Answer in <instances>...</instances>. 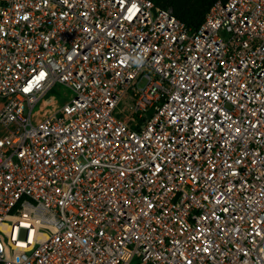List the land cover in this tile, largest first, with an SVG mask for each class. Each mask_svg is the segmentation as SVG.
<instances>
[{
    "label": "built area",
    "instance_id": "2783aa9c",
    "mask_svg": "<svg viewBox=\"0 0 264 264\" xmlns=\"http://www.w3.org/2000/svg\"><path fill=\"white\" fill-rule=\"evenodd\" d=\"M0 264H264V0H0Z\"/></svg>",
    "mask_w": 264,
    "mask_h": 264
},
{
    "label": "rangeland",
    "instance_id": "374dc122",
    "mask_svg": "<svg viewBox=\"0 0 264 264\" xmlns=\"http://www.w3.org/2000/svg\"><path fill=\"white\" fill-rule=\"evenodd\" d=\"M175 4H170L169 6L174 8L178 13H187L190 20L195 21L197 18L196 13L200 9H196V0H175ZM71 92L70 88L66 87L64 84L56 83L46 94L45 97L50 95H55L60 101H63L66 96Z\"/></svg>",
    "mask_w": 264,
    "mask_h": 264
},
{
    "label": "trees",
    "instance_id": "16d2710c",
    "mask_svg": "<svg viewBox=\"0 0 264 264\" xmlns=\"http://www.w3.org/2000/svg\"><path fill=\"white\" fill-rule=\"evenodd\" d=\"M157 5L163 6V7H167L170 4H175L176 1L175 0H153ZM216 0H196V9H200L198 13H196L197 18L195 21L190 20L188 17L187 13H178L174 10L175 14L181 19L183 20L187 25L195 28L197 27L202 20L205 17V14L207 12V10L209 9V7L215 2ZM174 9V8H173Z\"/></svg>",
    "mask_w": 264,
    "mask_h": 264
}]
</instances>
